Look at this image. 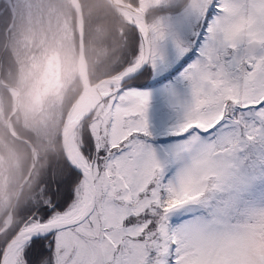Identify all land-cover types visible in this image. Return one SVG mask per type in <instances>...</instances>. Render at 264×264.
<instances>
[{
	"label": "snow or ice",
	"instance_id": "snow-or-ice-1",
	"mask_svg": "<svg viewBox=\"0 0 264 264\" xmlns=\"http://www.w3.org/2000/svg\"><path fill=\"white\" fill-rule=\"evenodd\" d=\"M87 8L0 0L3 92L52 148L0 211V264H264V0Z\"/></svg>",
	"mask_w": 264,
	"mask_h": 264
},
{
	"label": "trees",
	"instance_id": "trees-1",
	"mask_svg": "<svg viewBox=\"0 0 264 264\" xmlns=\"http://www.w3.org/2000/svg\"><path fill=\"white\" fill-rule=\"evenodd\" d=\"M86 3L89 5V8L85 9V14H87L89 10L96 12L97 11L96 6L98 4L103 5V4H106L107 2L105 0H86ZM98 23L101 27H103L105 24H107V21H99ZM98 59H100V56L97 54V51L95 49H90L89 55L87 57V75H88V78L90 77L93 80L95 79V74L93 72V69ZM2 82H4L6 85H11V86L13 85L17 87V77L15 74L12 77L5 75ZM79 84L80 83L77 80L76 73H74V75L72 76V79L69 81L70 86L67 89L66 99H70L76 96L77 93L81 91V85ZM4 88H5L4 86L0 85V107H2L3 109L2 111H0V122H1L0 123V156L7 163H9L11 160L13 161L16 160V157H14V155L17 156V160L23 165L22 170H21L22 171L21 177L27 171L28 166L30 164V155H31L30 147L26 144V142H23V140L13 139V137L9 135L8 132H11L14 129L20 134L22 138L31 139L32 146L36 144L35 146L38 149L40 157H41L40 160L36 162L35 170L33 172V175L31 176V179L25 184L26 186L24 185L21 192L19 193V196L17 197L16 205H15L16 207L18 201H23V199L27 195L32 183H34L37 172L40 170V168L43 167L45 163L46 154L51 152L52 148H51L50 142L45 141L44 143H39L38 141H36L34 137L31 136V133L27 131V128L25 127V120L23 118V114H22V110L20 106H19V109L11 117L10 130H8L6 126V118L8 117V115L10 114V112L12 111L14 107L13 106L14 99H12V96L9 95L8 93L3 92ZM41 122H42V116L36 115L28 119L27 125L28 127L39 126ZM11 148L12 150L14 148L18 149L19 153L14 152V150L12 151ZM10 152L12 154L11 158L7 156H3L4 153L8 154ZM27 163H28V166H27ZM18 183H19V180H16V179L10 182L12 186H16ZM13 192H14L13 188H11L8 191V193L6 192L7 194L6 203L4 202L3 195L0 196L1 197L0 198V211L8 212V210L10 209L11 203H12V198L14 194Z\"/></svg>",
	"mask_w": 264,
	"mask_h": 264
},
{
	"label": "rangeland",
	"instance_id": "rangeland-1",
	"mask_svg": "<svg viewBox=\"0 0 264 264\" xmlns=\"http://www.w3.org/2000/svg\"><path fill=\"white\" fill-rule=\"evenodd\" d=\"M14 107H15V105H14ZM17 107H18V105H17ZM14 109V108H13ZM30 153H31V149H30ZM40 155V154H39ZM3 156H7V157H9V158H11V156H12V154H11V152L10 153H4L3 154ZM14 157H16V160H11L9 163H7L1 156H0V168H2L3 170H4V174H5V176H6V178H7V182H8V187H7V190H6V192L8 193V191L11 189V188H13L14 189V194H15V192L17 191V189H18V187H19V185L21 184V182L24 180V178L27 176V174H28V171H29V168H30V165H31V160H32V153H31V155H30V164H29V166H28V169H27V171L25 172V175H23L22 177H21V175H22V166H21V164L22 163H20L18 160H17V156H15L14 155ZM8 159V158H7ZM34 163H35V166H36V161H34ZM35 170V168H33V171ZM33 171H32V173H31V175L30 176H32L33 175ZM12 179H16V180H19V183L16 185V186H12L11 184H10V182L12 181ZM30 180V177L27 179V181H29ZM27 181L25 182V184L27 183ZM23 187H24V185H23ZM22 187V188H23ZM8 188H9V190H8ZM22 190V189H21ZM21 192V191H20ZM14 194H13V196H14ZM0 196H2V195H0ZM19 196V195H18ZM1 198V197H0ZM13 199V198H12ZM17 202V201H16ZM15 208V207H14ZM9 211V210H8Z\"/></svg>",
	"mask_w": 264,
	"mask_h": 264
},
{
	"label": "water",
	"instance_id": "water-1",
	"mask_svg": "<svg viewBox=\"0 0 264 264\" xmlns=\"http://www.w3.org/2000/svg\"><path fill=\"white\" fill-rule=\"evenodd\" d=\"M105 1L107 2V0H105ZM76 76H77V80L79 81V83H80V85H81V90H82L83 88L86 87L87 80H88L87 66H86V72H85L84 75H82L80 72H76ZM0 85H2V86H4V87H9V88L15 90V88H13V87H11V86H8V85H6L4 82H2V80H0ZM13 97H14V96H13ZM14 105H15V107H14L12 113L10 114V116L15 112V110H16V108H17V105H18V104L16 103V99H15V97H14ZM6 125H7V128L10 129V127H9V117H8L7 120H6ZM26 144L30 147V149H31V153H32L31 165H30V168H29V171H28L27 176H26V177L24 178V180L21 182V184L19 185L17 191L15 192V194H14V196H13L12 203H11V206H10V209H9L8 212H13L14 207H15V205H16L17 197H18V195H19V193H20V191H21V189H22L24 183L27 181V179L30 177V175H31V173H32V171H33V164H34V157H33V151H32L33 146H32L31 144H28V143H26Z\"/></svg>",
	"mask_w": 264,
	"mask_h": 264
},
{
	"label": "flooded vegetation",
	"instance_id": "flooded-vegetation-1",
	"mask_svg": "<svg viewBox=\"0 0 264 264\" xmlns=\"http://www.w3.org/2000/svg\"><path fill=\"white\" fill-rule=\"evenodd\" d=\"M76 73V72H75ZM73 75H74V73H73ZM8 86H11V85H8ZM11 87H13V88H15V89H17V87H15V86H11ZM12 96V95H11ZM12 99H14V97L12 96ZM13 106H14V103H13ZM14 108V107H13ZM19 109V105H18V107L16 108V110H15V112L17 111ZM21 110H22V108H21ZM12 111H13V109H12ZM12 111L10 112V114L12 113ZM14 112V113H15ZM14 113L10 116V114L8 115V117H9V127H10V122H11V117L14 115ZM22 114H23V118H24V112H23V110H22ZM7 117V118H8ZM7 118H6V120H7ZM24 120H25V118H24ZM7 126V125H6ZM8 130H10V129H8ZM17 132V131H16ZM9 133V132H8ZM18 133V132H17ZM11 150H12V148H11ZM14 150V152H18L19 153V150L18 149H13ZM12 150V151H13ZM21 166H23L22 164H21ZM12 180H15V179H12ZM15 209V208H14ZM14 211V210H13Z\"/></svg>",
	"mask_w": 264,
	"mask_h": 264
},
{
	"label": "bare ground",
	"instance_id": "bare-ground-1",
	"mask_svg": "<svg viewBox=\"0 0 264 264\" xmlns=\"http://www.w3.org/2000/svg\"><path fill=\"white\" fill-rule=\"evenodd\" d=\"M80 85V84H79ZM9 111H10V109H9ZM1 123V122H0ZM36 145V144H35ZM41 145V144H40ZM45 145V144H44ZM38 147V146H37ZM42 148H43V146H42ZM50 149V148H49ZM28 158H29V156H28ZM29 161V160H28ZM37 162V161H36ZM27 166H28V163H27ZM34 172V171H33ZM35 174H36V172H35ZM24 175H25V173H24ZM28 182V181H27ZM24 185H25V183H24ZM26 186V185H25Z\"/></svg>",
	"mask_w": 264,
	"mask_h": 264
}]
</instances>
